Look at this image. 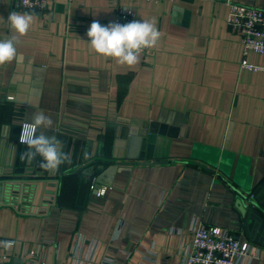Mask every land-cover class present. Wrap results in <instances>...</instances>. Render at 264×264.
<instances>
[{"label":"crops","instance_id":"obj_1","mask_svg":"<svg viewBox=\"0 0 264 264\" xmlns=\"http://www.w3.org/2000/svg\"><path fill=\"white\" fill-rule=\"evenodd\" d=\"M227 1L264 8V0H121L160 32L132 67L88 43L94 20L113 21L109 0H48L44 12L0 1V40L16 35L11 12L33 14L17 58L0 65V172L47 177L29 185L32 202L0 199V241L14 242L0 247L1 259L17 264L34 250L48 264H72L76 250L81 264H180L202 224L247 241L248 264H264L260 224L235 202L251 191L264 203V71L240 66ZM246 57L264 65L262 55ZM37 111L52 118L44 135L69 157L55 171L22 142ZM129 135L142 139L126 159ZM90 162L104 164L95 193L82 172Z\"/></svg>","mask_w":264,"mask_h":264},{"label":"built area","instance_id":"obj_2","mask_svg":"<svg viewBox=\"0 0 264 264\" xmlns=\"http://www.w3.org/2000/svg\"><path fill=\"white\" fill-rule=\"evenodd\" d=\"M8 2L14 9L29 11H47L48 0H0ZM114 6L112 22L125 24L136 20V13L132 7L124 5L121 0H109ZM155 3L174 0H146ZM227 24L230 29L239 35L242 45L243 58L240 66L252 71H264V65L247 60L248 53H257L264 56V8L253 5L227 1ZM145 49L141 54H147ZM31 134L28 127H23L22 136L26 141ZM104 188L97 191L102 195ZM76 250L72 253V264H81L77 259ZM251 245L247 241H239L227 230L217 226L196 225L191 231V239L184 249L180 264H248L251 258ZM90 260V259H89ZM90 262V261H89ZM0 264H15L0 258ZM17 264H48L37 251L30 250L27 256ZM98 264H114L113 259L104 258Z\"/></svg>","mask_w":264,"mask_h":264},{"label":"clouds","instance_id":"obj_3","mask_svg":"<svg viewBox=\"0 0 264 264\" xmlns=\"http://www.w3.org/2000/svg\"><path fill=\"white\" fill-rule=\"evenodd\" d=\"M16 35L9 39L0 40V65L11 63L17 58L18 37L27 34L32 23L33 14L28 12H11L7 21ZM89 45L95 53L100 56L111 58L117 64L132 67L139 62L140 54L145 49L153 48L157 45L160 32L155 22L150 20H133L120 24L112 22L108 25H101L98 21H93L87 31ZM54 121L50 116L44 115L42 111H37L32 121L26 125L31 130L30 137L22 142H26L33 150L31 155H39L42 160L40 167L46 171H55L59 166L68 160V155L63 153L60 141L55 137L44 135V129H51ZM41 130L37 135V130ZM13 241H0V247L11 249Z\"/></svg>","mask_w":264,"mask_h":264},{"label":"water","instance_id":"obj_4","mask_svg":"<svg viewBox=\"0 0 264 264\" xmlns=\"http://www.w3.org/2000/svg\"><path fill=\"white\" fill-rule=\"evenodd\" d=\"M38 131V130H37ZM48 130H45V133H47ZM142 137L139 135H129L127 137V151L124 154V157L126 159L135 158V149L137 148V145L141 142ZM134 149V150H133ZM123 158V156H120ZM104 166L100 164L95 165L91 162L88 163L86 166H84L82 172L88 176V182L91 186L93 184V192H96V189L98 188V183H93L95 177L101 172L102 167ZM45 176H27V175H12L11 173L3 175L2 172H0V199L7 200L8 195H12V201H14V198L16 200H19V204L21 205L22 200H29L32 202V200L35 198V190H31V186L36 187L38 184V180H44ZM238 198H236V205L240 211L241 214H245L246 212L248 215L253 216L259 224H260V231L263 236V244H264V203L259 201V198L256 196V193H253L251 191H238ZM11 199V198H9ZM8 199V200H9ZM244 200L247 201L248 208L244 204ZM19 205V206H20Z\"/></svg>","mask_w":264,"mask_h":264}]
</instances>
